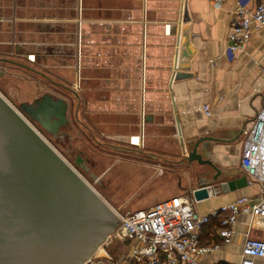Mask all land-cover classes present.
I'll return each instance as SVG.
<instances>
[{
	"label": "crops",
	"instance_id": "obj_1",
	"mask_svg": "<svg viewBox=\"0 0 264 264\" xmlns=\"http://www.w3.org/2000/svg\"><path fill=\"white\" fill-rule=\"evenodd\" d=\"M41 1L40 10L50 12L52 0ZM116 1L106 0L105 17L102 11V15H92L91 8L84 5L81 13L85 19L81 30L85 32L86 45L82 53L85 88L81 91L88 90V86L98 80L101 82L97 88L89 91L98 93L102 85H106L112 98V101H105L106 109H102L100 104L105 103L102 101L96 105L98 109L89 114L100 130L102 127L99 134L129 141L138 147L142 144V134L137 133L136 97L144 85L146 98L142 96V106L147 110L148 131L149 126H157L158 129L159 125L174 130L180 137L184 153V158H181L174 149L128 148V158L125 159L128 181L135 185L131 196H136L135 199L142 196L141 203L149 208L166 199L189 196L190 190L211 182L215 170L187 159L189 149L205 136L215 140L202 142L199 151L204 150L215 162L224 179L243 176L244 140L257 114L264 108V27L254 29L242 48H234L229 36L239 4L253 7L259 0H224L221 6H217L214 0H122V7ZM35 3L36 0H0V36L3 37L0 46H10L6 51H0V56L25 58L28 51H23L22 46L27 43L19 40L25 37L20 30L25 28L31 35L39 29L44 39H48L42 57L44 64L39 70L47 72V62L53 60L50 56L62 48L51 41L55 28L60 29L66 24V21L55 24L52 20L66 15L57 18L56 15H39L38 18L28 15L36 12ZM185 4L188 21L183 20ZM168 25L171 26L170 32ZM143 28L145 53L144 67L140 70L139 53L135 54V63L132 60L128 62L133 56L128 54V45L136 46L140 39L133 43L128 35L133 37L134 32L138 33ZM96 40H105V43ZM186 42L188 57L183 56ZM48 45L52 48L50 52ZM104 46L105 54L94 51ZM39 70L37 74H40ZM181 71L192 75L176 79L175 73ZM80 101V110L78 112L76 105L74 116L82 127L90 102L84 95ZM205 105L210 106V115L206 114ZM103 127L107 128L106 133ZM183 159L188 165L182 171ZM120 162L114 159V163ZM260 194V186L253 184L236 191L221 192L202 201L195 200L194 206L199 214L207 215L241 196L257 200ZM218 224V220L212 219L201 230L202 244H220V247L201 256L200 264L239 263L247 234L264 238L262 216H240L233 227L230 242L221 239ZM255 261L263 264L260 258ZM133 263L128 261V264Z\"/></svg>",
	"mask_w": 264,
	"mask_h": 264
},
{
	"label": "water",
	"instance_id": "obj_2",
	"mask_svg": "<svg viewBox=\"0 0 264 264\" xmlns=\"http://www.w3.org/2000/svg\"><path fill=\"white\" fill-rule=\"evenodd\" d=\"M183 20H189L186 4ZM184 46L188 57V42ZM191 75L175 73L176 79ZM34 102L22 103L19 110L0 92V264H85L122 221L27 118L58 128L68 121L66 99L46 93ZM214 140L200 138L187 154L190 162L216 172L196 188V201L210 198L211 187L228 193L248 186L245 175L224 179L199 151L202 142Z\"/></svg>",
	"mask_w": 264,
	"mask_h": 264
},
{
	"label": "rangeland",
	"instance_id": "obj_3",
	"mask_svg": "<svg viewBox=\"0 0 264 264\" xmlns=\"http://www.w3.org/2000/svg\"><path fill=\"white\" fill-rule=\"evenodd\" d=\"M41 4V0H36V12L29 13L28 15H35L36 18H38L39 15H56V18L57 16L66 15V17L62 16L61 19L52 20L55 21V24H58L57 22L59 21H66V24L64 23V25H61L62 27L60 29L55 28L54 35L51 39L57 47H62V55L57 56V58L52 57L53 60L47 62V65H57V68L55 69L56 74L61 76V80L58 78H54V80L70 84L73 89L76 90L78 88L79 62L80 64L82 63V68L80 69V72L82 73V82L85 77L83 70L84 62L82 60V53H84L83 50L86 46L84 41L85 32L84 30H81V24L85 21L84 16L82 18L81 14L83 12V5L86 8H91L89 10L92 15H102V11L104 12L105 17L106 0H52L53 6L50 9L51 11L47 13H43L40 10L42 8ZM116 4L122 7V0L116 1ZM23 29V31L19 29L25 36L19 38V40L27 43L26 46H22L23 51H32L38 53L40 56L37 57V60L34 63H30L25 58L12 57L15 61L37 69L32 71L21 65L0 63V71H4V73L0 75V92L19 110L21 109L22 103L31 102L36 97H40L48 91L56 92L67 97L70 103L68 113L70 122L68 126L63 129L66 134L52 135L42 129L29 117L27 118L80 173V175L108 201L116 211L119 219L120 215H125L129 211L146 208L147 206L141 203L143 200L142 196L136 199V196H131V191L134 189L133 187L135 185L128 181V163L125 161V159L128 158V148L133 150H146L150 148L174 149L177 153H180L181 158H184L182 142L178 134H176L174 130L172 131L170 128L166 129V127L162 125H159L158 129L157 126H149L150 132L147 129V123L144 125V128H142L141 102L144 93V85L143 88L141 87V89H139L136 97V126L138 129L137 133L142 134V144L137 147L131 145L129 141L123 142L99 134L98 131H101L102 127L100 130L99 125H96L95 120L89 113L93 110H97L98 107L96 105H99L100 102H105L106 100L112 101V98L111 95L108 94L106 85H102V90H99L98 93L89 91L90 88H97L96 85L101 82L98 80H95L92 85H89L88 90H79V93L84 95L87 101L90 102L86 109L88 112L87 118L84 120V125L81 127L80 123L76 122L74 116V111L78 102L73 92L53 87L44 77L36 73V71L44 64L42 57L44 56L45 42H47L48 39H44L41 32H39V29H36L31 35L28 34L29 31H25V28ZM2 38L3 37L0 36V39ZM128 38L132 40L133 43H137V39H140L136 46H133V44L130 46L128 45V54H133L128 62H131L132 60V62L135 63V54L139 53L141 56L139 68L142 70V67H144L143 56L145 53L144 28L141 31L139 30L138 33L134 32L133 37L131 34L128 35ZM96 42L105 43V40H96ZM0 47V51H6L10 48V46ZM94 51H97V53L102 51V53L105 54L106 48L104 46L100 47L99 50L95 49ZM119 52H122V49H120ZM85 75L88 74L85 73ZM104 75H106V73ZM145 98L146 97L144 96V99ZM132 99H134V96ZM105 104L106 102L100 104L101 107L103 106L102 109H106L107 105L105 106ZM145 111L147 113L146 109ZM103 130L105 131L104 133L107 132L106 127H103ZM113 145L120 147L115 148ZM114 159L121 160V162L118 164L114 163ZM79 160L80 164L77 163ZM187 165V161L184 160V164L181 168L182 171ZM114 233L115 231L100 246L92 259L85 264H128V261L133 263V261L128 258V241L119 239Z\"/></svg>",
	"mask_w": 264,
	"mask_h": 264
},
{
	"label": "built area",
	"instance_id": "obj_4",
	"mask_svg": "<svg viewBox=\"0 0 264 264\" xmlns=\"http://www.w3.org/2000/svg\"><path fill=\"white\" fill-rule=\"evenodd\" d=\"M223 1L214 0V3L221 6ZM167 27L170 32L171 26ZM262 27H264V0H259L253 7L239 4L233 15L229 39L233 42L234 48H242L251 37L253 30ZM37 57L39 54L32 51L26 52L25 55V59L30 63L36 62ZM80 69L79 62L76 90H80ZM143 92L145 96V89ZM142 104L143 102H141V126L144 128L146 111ZM204 110L207 115L211 114L209 105H205ZM241 170L247 177L248 185L260 186L261 194L257 200L241 196L207 215H202L194 206L196 190L194 188L190 190L189 196L173 197L158 202L152 207L136 209L120 215L122 224L114 234L119 239L128 241V258L136 264H200L201 256L220 247V244L206 245L201 242V230L212 219L218 220L220 224L218 234L221 239L230 242L233 227L240 216L264 217V108L257 114L252 128L245 137ZM219 193L221 192L217 189L213 195ZM258 258L262 259L264 264V238L248 233L240 262L227 264H256L255 260Z\"/></svg>",
	"mask_w": 264,
	"mask_h": 264
},
{
	"label": "flooded vegetation",
	"instance_id": "obj_5",
	"mask_svg": "<svg viewBox=\"0 0 264 264\" xmlns=\"http://www.w3.org/2000/svg\"><path fill=\"white\" fill-rule=\"evenodd\" d=\"M48 47V51L51 49L52 50V48L48 45L47 46ZM53 47V46H52ZM55 51V50H54ZM50 52V51H49ZM54 54H52L50 57H53V58H57V56H61L62 55V52H61V50H60V52H53ZM40 56V55H39ZM8 59V60H11L12 62H6V61H4V60H2V59ZM0 63H7V64H11V65H13V64H16V65H21V66H23L24 68H26V69H29V70H32V71H34V69L33 68H31L30 66H27V65H25V64H22L21 62H18V61H15L14 60V58L11 56V55H9V56H5V57H1L0 56ZM57 68V65L55 66V65H48L47 66V72H44V70L43 71H41V70H39V72H40V74L39 75H41L42 77H44L53 87H55V88H58V89H60V88H62V89H64V90H69V91H72L73 92V94L75 95V97H76V99H77V105H78V107H77V109H78V112H79V110H80V105H81V101H80V98H81V94L79 93V90H76V92H75V89H73V87L70 85V84H66V83H62L61 81H57V80H54V78H58L59 80H61L60 78H61V76H59V75H57L56 74V69ZM81 68H82V63H81ZM4 73V71H0V75H2ZM80 77H81V84H80V90H83V86H85V82H82V73H81V75H80ZM46 93H49V94H51V95H53L55 98H58V97H62V98H65L66 99V101L68 102V98L67 97H65V96H63V95H61V94H59V93H54V92H52V91H48V92H46ZM46 93H44V94H46ZM43 94V95H44ZM43 95H41L40 97H36V98H41ZM35 98V99H36ZM35 99H33V101H31V102H33V103H35L34 102V100ZM69 109H70V104L68 103V109H67V117H68V121L65 123V124H61L58 128H56L54 125H48L47 127H45V126H43L40 122H38V121H36V120H34L33 118H31L30 116V118L35 122V123H37L42 129H44L45 131H47L48 133H51L52 135H58V134H66L64 131L65 130H63L64 128H66L67 126H68V124H69V122H70V118H69V116H68V113H69Z\"/></svg>",
	"mask_w": 264,
	"mask_h": 264
},
{
	"label": "bare ground",
	"instance_id": "obj_6",
	"mask_svg": "<svg viewBox=\"0 0 264 264\" xmlns=\"http://www.w3.org/2000/svg\"><path fill=\"white\" fill-rule=\"evenodd\" d=\"M41 133V132H40ZM44 137V136H43ZM210 191H212V192H214V193H216V189L215 188H213V187H211L210 188Z\"/></svg>",
	"mask_w": 264,
	"mask_h": 264
},
{
	"label": "trees",
	"instance_id": "obj_7",
	"mask_svg": "<svg viewBox=\"0 0 264 264\" xmlns=\"http://www.w3.org/2000/svg\"><path fill=\"white\" fill-rule=\"evenodd\" d=\"M216 220V219H215ZM220 226V224H218Z\"/></svg>",
	"mask_w": 264,
	"mask_h": 264
}]
</instances>
